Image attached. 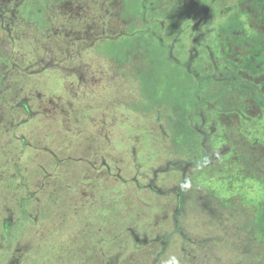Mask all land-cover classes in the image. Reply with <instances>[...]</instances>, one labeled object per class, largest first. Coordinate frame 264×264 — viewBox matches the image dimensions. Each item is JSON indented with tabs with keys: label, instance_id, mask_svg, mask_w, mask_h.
Segmentation results:
<instances>
[{
	"label": "rangeland",
	"instance_id": "obj_1",
	"mask_svg": "<svg viewBox=\"0 0 264 264\" xmlns=\"http://www.w3.org/2000/svg\"><path fill=\"white\" fill-rule=\"evenodd\" d=\"M264 264V0H0V264Z\"/></svg>",
	"mask_w": 264,
	"mask_h": 264
},
{
	"label": "clouds",
	"instance_id": "obj_2",
	"mask_svg": "<svg viewBox=\"0 0 264 264\" xmlns=\"http://www.w3.org/2000/svg\"><path fill=\"white\" fill-rule=\"evenodd\" d=\"M168 264H178V261L176 260L175 257L171 258L169 261H168Z\"/></svg>",
	"mask_w": 264,
	"mask_h": 264
}]
</instances>
